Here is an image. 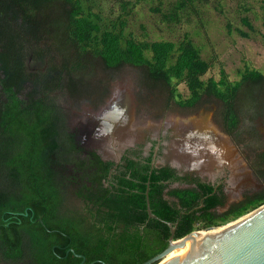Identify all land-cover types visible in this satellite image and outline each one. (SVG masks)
Segmentation results:
<instances>
[{"label": "trees", "instance_id": "1", "mask_svg": "<svg viewBox=\"0 0 264 264\" xmlns=\"http://www.w3.org/2000/svg\"><path fill=\"white\" fill-rule=\"evenodd\" d=\"M94 17L101 19L85 11L83 0H0V184L5 186L0 190V247L10 260L81 264L77 254H84L85 264H140L168 247L172 232L167 221L177 224L175 238H180L264 204L263 189L219 212L222 201L212 185H201L204 191L174 189L169 194L177 200L171 201L164 195L176 169L149 164L145 172L134 170V180H125L130 186L125 201L140 211L133 233L126 229L107 236L94 227L88 232L82 214L72 217L66 208L65 171L78 160L79 148L56 93L78 90L76 74L83 73L85 58L89 64V53L109 68L144 67L152 85L169 89L173 97L177 83L185 82L191 95L178 100L183 107L197 106L204 94L215 96L224 102L222 120L230 133L239 123L237 102L254 105L264 89V73L250 67L234 83L225 75L205 81L211 64L189 35L179 44L137 41L126 35V20L103 29ZM148 183L151 207L160 219L149 217ZM103 200H114L109 189Z\"/></svg>", "mask_w": 264, "mask_h": 264}, {"label": "rangeland", "instance_id": "2", "mask_svg": "<svg viewBox=\"0 0 264 264\" xmlns=\"http://www.w3.org/2000/svg\"><path fill=\"white\" fill-rule=\"evenodd\" d=\"M183 1L83 0V4L86 12L101 15L100 20L94 18L103 29L126 20V35L133 36L137 41L170 40L179 44L189 35L200 48L202 57L211 64L202 77L205 81L211 77L219 81L225 75L230 83H234L241 79L247 67L264 73V0H194L184 7L181 6ZM126 2L128 5L125 17L122 15L125 13ZM246 18L251 22L252 28L245 23ZM87 58L89 64L85 58L83 62L86 67L83 73L76 74L78 90L71 92L65 88L55 94L68 116L72 114L70 107L74 109L83 105L82 99H99L102 95H108L111 90L125 86L131 89L132 95L133 91L136 93L135 101H138L134 102L136 107L138 105V111L136 115V107L133 106L131 123L135 124L137 117L147 116L149 128L152 125L157 126L161 135L169 133L165 117L178 122L207 115V123L202 125H217L224 135L229 138L231 136L236 150L235 157L239 158L243 172L239 182L230 169L226 173L221 172L216 178L215 182L226 178L229 198L224 206L218 208L219 212L229 210L233 205L248 200L264 189V89L257 94L254 105H249L245 100L237 102L239 123L230 133L225 130L222 120L224 102L215 96L204 94L197 106L183 107L178 100L191 95L185 82L177 83V94L173 97L169 89L159 84L152 85L146 77L144 67L124 65L120 68H109L93 53H89ZM146 126H139L144 136L147 135L144 131ZM157 133L151 135L149 131V138L157 140L160 138ZM161 153L162 150L156 159L158 165L165 164ZM204 176L209 180V175ZM170 186L182 188L173 184Z\"/></svg>", "mask_w": 264, "mask_h": 264}, {"label": "water", "instance_id": "3", "mask_svg": "<svg viewBox=\"0 0 264 264\" xmlns=\"http://www.w3.org/2000/svg\"><path fill=\"white\" fill-rule=\"evenodd\" d=\"M130 90L128 86L116 89V95L110 99L94 124H99L97 135L104 139L103 145L106 147L101 154L106 159L114 151L119 153V140L124 135L130 137L128 132L134 131L135 124L131 123L133 104L127 100ZM207 120V115L199 119L178 120L173 125L171 139L156 149L159 152L162 150L165 164L180 171L195 170L200 175L208 174L216 179L221 172L226 173L230 169L239 182L243 174L242 165L239 158L235 157L236 150L231 136L229 138L224 135L215 124L211 127L202 125ZM209 124L213 125L210 121ZM138 130L139 135L145 137L139 126ZM133 142L134 139L130 141ZM130 143L122 145L126 147ZM231 177L233 179L232 173ZM149 185L146 191L149 217L159 218L151 207ZM173 186L187 188L188 184L176 182ZM167 223L172 232L168 247L140 264H264V204L225 225L194 230L180 238H175L177 224L171 221ZM213 229L216 230L203 233ZM77 256L82 257L81 264H85L86 256Z\"/></svg>", "mask_w": 264, "mask_h": 264}, {"label": "flooded vegetation", "instance_id": "4", "mask_svg": "<svg viewBox=\"0 0 264 264\" xmlns=\"http://www.w3.org/2000/svg\"><path fill=\"white\" fill-rule=\"evenodd\" d=\"M133 94L129 95L127 100L136 107L135 103L138 101L137 99L135 101L136 93L134 91ZM115 95L116 91L111 90L108 95H102L99 99H82L83 105L74 109L70 107V114H72L68 116L70 131L78 145L79 154L78 160L67 164L65 171L68 177L66 208L72 217L78 214L83 215L88 232L94 227L93 229L105 233L107 236L114 235L116 232H123L126 229L130 233L136 230L134 222H136L137 214L140 211L137 210L133 202L128 203L125 201L130 196V186L125 184V180H134L131 177L134 170L145 172L146 168L149 169V164L152 168L169 166L155 163V160L160 156V152L156 147L171 139L173 125L177 122V120L173 119L170 121V119L165 117V124L169 133L161 135L157 126L152 125L149 128V124H147L149 117H137L133 133L128 132L130 137L128 136V138L124 135L119 140L117 144L120 147L119 153L114 151L106 159L101 154L106 147L103 145L105 144L103 142L104 139L97 135L99 124H94L96 119L103 113L110 99ZM137 111L138 105L135 108L136 115ZM140 125H147L144 128L147 133L145 137L139 135L138 126ZM149 131L150 134L158 132L157 134H160V138L157 140L152 137L149 138ZM132 139H134V142L130 143ZM125 142H129L130 145L123 147L122 143ZM205 175L208 176L207 174ZM208 177L209 180L195 170L185 172L176 169V179L170 185L176 182L187 183L189 185L188 188H199L201 191H204L201 185H212L214 192L218 193L222 206H224L229 199L226 191V178L215 182L216 179L211 178L210 175ZM170 185L165 189L164 196L171 201L177 200L169 192L178 188H171ZM4 189L5 186L0 184V190ZM107 189H109V195L114 200H103V193ZM145 225L143 224L142 228ZM0 259L3 261L0 262L2 264H30L26 261H15L6 258L1 247Z\"/></svg>", "mask_w": 264, "mask_h": 264}, {"label": "bare ground", "instance_id": "5", "mask_svg": "<svg viewBox=\"0 0 264 264\" xmlns=\"http://www.w3.org/2000/svg\"><path fill=\"white\" fill-rule=\"evenodd\" d=\"M219 228H221V227H219ZM219 228H216V229H219ZM216 229H213V230H211V231H206V232H203V233L212 232V231H214V230H216Z\"/></svg>", "mask_w": 264, "mask_h": 264}, {"label": "crops", "instance_id": "6", "mask_svg": "<svg viewBox=\"0 0 264 264\" xmlns=\"http://www.w3.org/2000/svg\"><path fill=\"white\" fill-rule=\"evenodd\" d=\"M188 188V187H187Z\"/></svg>", "mask_w": 264, "mask_h": 264}]
</instances>
